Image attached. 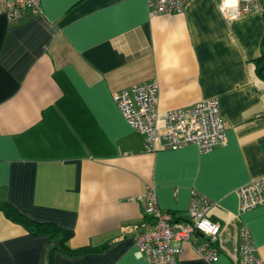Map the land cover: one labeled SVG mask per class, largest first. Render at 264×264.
Segmentation results:
<instances>
[{"label":"crops","instance_id":"0c3cea01","mask_svg":"<svg viewBox=\"0 0 264 264\" xmlns=\"http://www.w3.org/2000/svg\"><path fill=\"white\" fill-rule=\"evenodd\" d=\"M41 13L8 17L0 0V202L38 223L73 232V249L102 253L53 264H148L135 246L150 229L141 197L188 220L193 194L224 226L220 254L190 242L178 264H235L241 230L264 261V205L242 213L239 189L264 177V37L259 10L231 21L219 0H190L181 14L151 17L147 0H39ZM158 81L159 114L215 99L228 142L147 151L113 94ZM202 242L203 238L198 237ZM48 236H34L0 211V264H44Z\"/></svg>","mask_w":264,"mask_h":264},{"label":"built area","instance_id":"2783aa9c","mask_svg":"<svg viewBox=\"0 0 264 264\" xmlns=\"http://www.w3.org/2000/svg\"><path fill=\"white\" fill-rule=\"evenodd\" d=\"M190 0H147L151 17L162 14H181ZM219 8L226 20L231 21L259 10L257 0H219ZM25 11L41 13L39 0H10L8 17L18 19ZM160 88L158 81L133 86L113 94V100L130 126L144 137L147 151L155 152L158 141L163 148L178 150L196 145L202 153H208L228 142L227 126L215 99L200 102L188 108L168 112L163 130L159 114ZM242 213L264 205V177L239 189ZM146 216L152 219L149 230L137 233L135 246L148 264H178L183 252L181 245L190 242L197 254L208 262H214L219 254V243L224 226L208 216L213 203L193 194L188 209L189 219L181 220L175 214L163 211L156 191L148 188L140 199ZM199 233L203 236L200 242ZM240 255L232 254L235 264H264L258 255L250 233L241 230Z\"/></svg>","mask_w":264,"mask_h":264},{"label":"trees","instance_id":"16d2710c","mask_svg":"<svg viewBox=\"0 0 264 264\" xmlns=\"http://www.w3.org/2000/svg\"><path fill=\"white\" fill-rule=\"evenodd\" d=\"M255 63L257 76L264 80V37L262 40V55L255 60ZM0 211L15 223L25 227L34 236L44 235L49 237V245L44 253V264H53V257L58 252L68 257H81L91 253H102L109 247V245H105L100 248L89 247L73 250L68 246L69 241L73 237L72 231L65 230L53 223L34 222L17 212L8 203L0 202Z\"/></svg>","mask_w":264,"mask_h":264},{"label":"water","instance_id":"95a60500","mask_svg":"<svg viewBox=\"0 0 264 264\" xmlns=\"http://www.w3.org/2000/svg\"><path fill=\"white\" fill-rule=\"evenodd\" d=\"M198 235L201 236V237L203 236L201 233H199Z\"/></svg>","mask_w":264,"mask_h":264}]
</instances>
